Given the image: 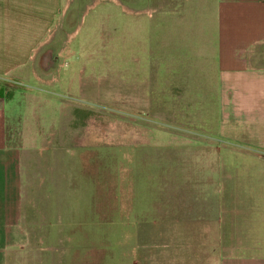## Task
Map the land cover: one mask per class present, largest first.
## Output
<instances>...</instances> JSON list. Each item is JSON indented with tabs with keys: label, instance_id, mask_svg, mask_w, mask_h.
<instances>
[{
	"label": "rangeland",
	"instance_id": "1",
	"mask_svg": "<svg viewBox=\"0 0 264 264\" xmlns=\"http://www.w3.org/2000/svg\"><path fill=\"white\" fill-rule=\"evenodd\" d=\"M216 4L68 0L28 87L30 218L24 224H30V240L20 232L22 255L2 264H80L86 257L88 264L184 261L185 255L162 250L176 242L169 219L156 230L157 224L135 223L141 216L128 206L137 201V212L150 216L159 183L158 200L182 198L165 183L167 169L175 165L185 175L212 151L203 138L215 125L217 96L192 93L183 58L192 54L187 40L204 34L187 27L204 23ZM45 53L48 67L41 64ZM6 168L2 180L10 184L14 175ZM197 247L199 263L206 254Z\"/></svg>",
	"mask_w": 264,
	"mask_h": 264
},
{
	"label": "crops",
	"instance_id": "2",
	"mask_svg": "<svg viewBox=\"0 0 264 264\" xmlns=\"http://www.w3.org/2000/svg\"><path fill=\"white\" fill-rule=\"evenodd\" d=\"M67 9L68 0H0V264L22 255L20 232L30 240L28 87ZM206 20L187 27L204 34L187 40L192 54L183 60L192 93L217 96L215 125L203 138L212 151L185 175L175 165L167 169L165 183L182 198L158 200L159 183L150 216L137 212V201L128 213L156 230L170 220L176 242L162 250L185 255L175 264H264V0H217ZM9 165L10 184L2 180ZM196 245L206 254L199 263Z\"/></svg>",
	"mask_w": 264,
	"mask_h": 264
},
{
	"label": "water",
	"instance_id": "3",
	"mask_svg": "<svg viewBox=\"0 0 264 264\" xmlns=\"http://www.w3.org/2000/svg\"><path fill=\"white\" fill-rule=\"evenodd\" d=\"M49 53H45L43 56H42V58H41V64L44 66V65H46V63L47 62H49L50 60V57H49V55H48ZM45 67V66H44ZM46 67H48L47 65H46Z\"/></svg>",
	"mask_w": 264,
	"mask_h": 264
},
{
	"label": "flooded vegetation",
	"instance_id": "4",
	"mask_svg": "<svg viewBox=\"0 0 264 264\" xmlns=\"http://www.w3.org/2000/svg\"><path fill=\"white\" fill-rule=\"evenodd\" d=\"M86 254H87V256H89V255H93L94 253H93L92 251H87ZM85 259H86L87 261H82L83 263H80V264H85V263L88 264V263L90 262V260H91V259H89V257H86ZM88 259H89V260H88Z\"/></svg>",
	"mask_w": 264,
	"mask_h": 264
}]
</instances>
